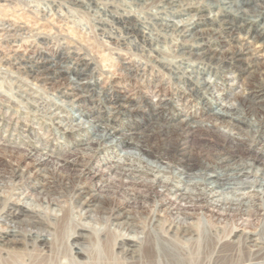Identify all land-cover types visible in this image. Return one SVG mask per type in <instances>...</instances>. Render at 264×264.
Wrapping results in <instances>:
<instances>
[{
	"label": "rangeland",
	"instance_id": "1",
	"mask_svg": "<svg viewBox=\"0 0 264 264\" xmlns=\"http://www.w3.org/2000/svg\"><path fill=\"white\" fill-rule=\"evenodd\" d=\"M216 1L227 6L230 2ZM233 1L237 9L238 0ZM204 4L187 10L192 14L198 11L199 15L204 14ZM249 6L257 9L260 0H250ZM196 8L198 11H195ZM171 11L168 8L160 14L156 4L142 0H0V176L5 177V184L0 183L3 196L0 216L5 218L10 209L17 207L18 202L63 215L59 219L64 225L62 231L65 236L52 237L54 247L50 257H56V264H79L72 257L69 239L75 232H81L78 229L81 224H86L92 230L87 244L91 255L95 257L103 250L114 251V242L120 229H115V239L110 244L102 243L98 237L102 231L111 232V229L113 233L114 227H110L106 218L117 209L130 214L140 224L145 233L140 237L147 238L148 242L157 239L159 248L167 246L172 249L174 246L188 256L189 259L180 260L177 264H264V196L261 199L260 194L252 193L250 188L243 189L242 185H235L233 193H226L225 196L249 204V211L237 218L232 217V213L226 216L223 211L204 207L201 203L194 205L172 201L165 204V200L173 198V194L166 192L156 196L154 192L160 191L161 187L153 192L147 186L135 183L139 179L117 172L114 167L118 165L116 161L123 157V151L114 148L105 153L93 152L95 155H92L85 145L77 143L81 137L68 134L57 126L60 123L76 127V124L81 123V117L88 119L84 115L86 107L93 108L106 118L110 116L111 102L121 95L134 98L129 100L130 108L126 109L128 112L131 110L130 113H124L125 110L120 106L116 111L113 110L112 125L118 126L121 133H130L129 130L133 128L135 131L147 132L151 123L147 121L148 117L133 110L147 112L145 102L149 99L155 102L159 99L168 100L165 115H174L178 118L177 124L187 120L198 126L210 125L211 117L203 111L214 98L206 96L203 99L192 94L190 86L181 77L183 73H194L196 77L198 71L212 82L213 95L221 97V94L226 93L225 103L247 106L245 95L248 90L256 84L264 88V45L261 42L254 43L251 54L245 56L246 63L236 64L232 60H225L215 64L197 60L183 50L185 39L161 30L164 20L181 23L187 18L183 15L180 18L173 17ZM157 15L160 19L153 21ZM135 20H142L149 34V38L143 42L127 34L124 29L128 21ZM207 28L219 31L214 39H210L212 44H218L226 35L215 23ZM224 41L225 45L218 44L217 47L224 55L242 46L229 38ZM255 58L258 65H251ZM48 60L60 71H54L56 81L66 77L74 82L79 81L88 86L92 94L89 99L93 101L89 102L88 99V102H81L78 108L72 103L76 101L75 98L67 95L70 93L64 84L58 82L49 85L43 80H35L33 73H39L41 69H32L33 64L40 62L39 65L43 66L46 65L43 61ZM65 67L76 70V74L65 75ZM248 73L252 74L249 76ZM96 116L91 115L89 119ZM102 122L107 123L106 119ZM228 129L222 127L215 135L198 131L196 140L203 141L204 147L213 149V153H223L227 158L225 164H234L243 157L238 150L224 142L222 137L229 132ZM142 137V144L150 148L152 153L160 152L162 142L156 134L147 133ZM85 139L88 141L89 137ZM171 139L166 141L165 151L172 158L177 145L176 139ZM198 145L202 146L201 143ZM43 155L46 157L39 172L46 177L40 180L35 177L37 180L32 178L31 181L35 184L48 181L52 190L56 187L57 193L50 190L52 193L49 194L55 198L62 213L57 211L58 208L48 207L39 201L45 194H39L40 189H36L28 179ZM186 159L193 168L202 162L196 153L189 154ZM123 161L127 164L124 158ZM133 164L143 165L139 161ZM15 170L23 171L26 175L22 185L10 180ZM142 178L147 182L155 180L151 174H144ZM175 185L180 186L176 182ZM169 188L175 189L173 186ZM80 189L87 192L81 201L75 197ZM243 193L250 195L243 199L240 197ZM92 195L95 202L89 210L96 217H78L80 202ZM176 207L179 208L178 214L177 211L171 212ZM177 216L183 219L181 222L192 223L195 230L190 241H177L178 244L172 243V246L158 239V236L164 239V225L162 229H155L154 223L157 220L172 222ZM2 218L0 237L9 229ZM29 229L20 227L22 245H27L31 256L36 254L41 260L47 261L48 254H39L37 242L27 235ZM239 232L257 235L258 247L251 248L246 241L230 244V240ZM148 242L143 252L154 257V245ZM4 260L12 264L11 259L0 252V262ZM21 264L35 263L27 256Z\"/></svg>",
	"mask_w": 264,
	"mask_h": 264
},
{
	"label": "bare ground",
	"instance_id": "2",
	"mask_svg": "<svg viewBox=\"0 0 264 264\" xmlns=\"http://www.w3.org/2000/svg\"><path fill=\"white\" fill-rule=\"evenodd\" d=\"M142 1L156 4L160 14L164 13V10L169 8L172 9L171 15L173 17L180 18L182 15V17H187L183 19L181 23L174 22V20L171 22H166L164 20L166 23L163 21L161 30L164 32H171L185 39L182 45L183 50H185V52L187 51L186 53H188L190 57L197 60L215 62V64L225 60L227 62L232 60L236 64L246 63L247 59L245 56L251 54V47L253 44L261 42V45H264V0H260V6H257V9L254 8L255 6H249L250 0H238L236 2L239 4L237 9L234 6L235 1L233 0L227 3L229 6L219 3L216 0ZM202 3H205L204 8H202L203 10L205 9L204 11L202 10L204 14L199 15L197 8L195 11L198 12L195 14L188 11L189 9H193V6L196 7ZM144 4H141V6ZM159 19V15H157L154 16L153 21ZM213 23L222 28L226 34L223 40L221 39L218 44L225 45L226 42L224 39L229 38V40L234 41L236 44H242V46L228 55H224L223 52L218 50V44H212L210 42V39H214L217 36L216 32L218 31L214 28H207L209 25L212 26ZM124 29L127 34L142 42L149 38V34L146 32L142 20L128 21ZM219 36L222 37L221 35ZM254 60L255 61H253L251 65H258L257 59L255 58ZM43 62L47 66L43 65V67L39 65L40 62H35L33 64L32 69H41L39 73H33L34 75H32V77L35 80H43L49 85L58 82L64 84L65 89L70 93L67 95L75 98L76 101L74 100L75 102L72 103L76 104L78 108L81 102H88V99L92 95L88 90V86L79 81H71L67 77L62 80L60 79V81H56L54 71L60 72L59 69H56V66H54V63L50 60ZM59 68L62 67L60 66ZM64 72L65 75H70V73H75L76 70L70 68L66 69L65 67ZM198 72L196 77L194 73H183L181 77L185 79V83L190 86L189 88L192 94L200 96L203 99L204 97L206 98V96L214 98V100L211 99V104L203 111V113L206 112L205 114L211 117L210 125L198 126L195 125L196 123L192 124L187 120H183L181 123L177 124L178 118L174 117V115H165L168 110V108H165V106L169 105L168 100L159 99L155 102V100L149 99L145 102L146 109H148L147 112L139 109L133 110L135 112L140 111L144 114V117H148L147 121L151 123L149 124L147 132L145 130L143 132L135 131L133 128L129 130L130 133H121L118 126H115V124L112 125L111 119L113 117V110L116 111L118 106H120V108L125 110V112L123 111L124 113H130L131 110L128 112L126 109L130 108L129 100L134 99L130 96L121 95V97L117 96L111 102L110 116L106 118L93 110V108L86 107V114L84 113V115L87 116L88 119L84 120L83 117H81V123L78 125L76 124V127H67L60 123H57V126L61 130L68 132V134H76V136L81 137V139H78L79 141H77V143L85 145L87 150L92 152V155L97 154V152H109L114 148L123 151V157L116 161L118 165L114 167L117 172L122 176L139 179L140 181L135 183H141L153 192L158 187H161L160 191L154 192L156 196L165 194L166 192L173 194V198L165 200V204L172 201L194 205H196V203H201L204 207H212L214 210L223 211L226 216H230L229 214L232 213V217L237 218L238 216L245 215V213L249 211V204L225 196L226 193H233L235 185H242L243 189L250 188L252 193L257 192V194H260L259 198L261 199L264 196V88L256 86V84L248 90L245 95V99L248 102L246 107L240 105L230 106L223 101L226 93L221 94V97L220 95H213L212 82L204 77V74L200 73L201 71ZM251 74L252 73H248L249 76ZM92 101L93 100L89 99V102ZM121 110L122 109H120L119 112H121ZM91 115H97L98 117L96 116L89 119ZM153 117L154 119H151ZM103 119H106V124L102 122ZM222 127L229 128V132L224 133L223 137L221 136L224 142L231 145L235 150H238L243 157V159L236 160L234 164H225L227 158L224 157L223 153L220 154V151L213 153V149L211 150L204 147L203 141L198 142L196 140L198 139L196 138L198 131L203 130L209 135H215V133L218 132L217 130ZM147 133L152 135L156 134L158 136V139L162 142L160 152L152 153L150 148L142 144V136ZM85 137H89L88 141ZM171 138L176 139L177 145L175 154L172 158L168 156L165 151L166 141ZM200 143L202 146L198 145ZM190 144L194 146H189ZM93 152L96 153L94 154ZM191 153H196L202 161L201 165L197 168H193L191 164H189L188 159H186V156L188 157ZM45 157L46 155L40 156L39 161L35 164V171L31 172L28 179H30V183H33L36 189H40L39 194H45L39 201L47 204L48 207L53 206L54 208H58L57 211L60 212L55 198L49 194L52 193L50 191L52 190V185L49 187L48 185H50V183L48 181H44V183L39 182V184H35L34 181H31L32 178L34 180H40L46 177L39 172ZM123 158L127 164H125L124 161L122 163ZM240 160L241 162L238 163ZM135 161H139L143 165L133 164ZM120 164H125V166H120ZM154 173L156 175H154ZM144 174L153 175L155 180L147 182L142 178ZM10 176V180L13 183L17 181L16 184L18 185H22L26 181V175L20 170H15ZM35 177L38 178L36 179ZM4 179V176H0L1 185L5 182ZM175 182L180 184V186L175 185ZM170 186H173L175 189H170ZM191 187L195 188L191 189ZM52 191L53 193H57L56 187ZM86 193L84 189H80L75 193V197L77 199L80 198L81 201ZM249 195L250 193H248V195L243 193L240 197L244 199L249 197ZM2 197L0 193V203ZM25 197H27V195H25ZM94 202L95 197L93 195L83 202H80L78 206V217H83L85 219L95 218L96 216L92 215V212L89 210ZM16 206L17 207L10 209V212L7 213L5 218L0 216L2 221H5L6 225L9 227L3 236L0 237V252L8 256L12 264H21V261L27 256H29L30 261L35 264H56V257H50L54 247L52 244V237L65 236L62 231L64 225L60 222L61 219H59L63 215L45 212L41 208H37L38 206H33V204L28 203L21 204L18 202ZM174 211H177L176 213L178 214L179 208L176 207L171 212L173 213ZM106 220L110 222V227H114V234L110 229L111 232L102 231L99 233L98 238L102 243L110 244L113 242L112 240L115 239V229H120L114 242V251L103 250L101 254H97L95 257L91 255L88 252L89 248L87 244L90 240L92 230L85 226L86 224H81L78 227L81 232H75L69 239L71 240L70 252L77 263L177 264L180 260L189 259L188 256L181 250L175 248L172 244H178L177 241L180 243L181 241H190L194 235L195 228L193 224L181 222L183 219L180 218V216L175 220L173 219L172 222L157 220L154 223L156 225L155 229H162L164 225V239L162 238L163 236H158V239L165 241V243L172 244L173 246L172 249L167 246V248H159L156 243L157 239L150 240L149 242H151L155 248L154 257L143 252L144 246L148 242L147 238L144 239V237H140V235L145 234L144 229L130 214L122 211V209H117L106 218ZM58 222L60 223L59 225L57 224ZM21 226L30 228L27 235L30 236L34 242H37L38 246L36 248L39 250V254L40 252L48 254L46 258L47 261L45 259L41 260V257L36 254L35 256H31L30 250L26 247L27 245H22L23 240L19 234ZM256 236L257 235L253 233L246 234L239 232L233 236V239L230 240V244H239L241 241H246L251 248H257L258 240ZM169 247L171 246L169 245ZM5 262H0V264H7V262Z\"/></svg>",
	"mask_w": 264,
	"mask_h": 264
}]
</instances>
